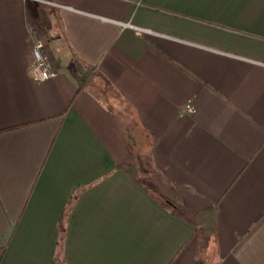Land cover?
Instances as JSON below:
<instances>
[{
	"label": "crops",
	"instance_id": "obj_1",
	"mask_svg": "<svg viewBox=\"0 0 264 264\" xmlns=\"http://www.w3.org/2000/svg\"><path fill=\"white\" fill-rule=\"evenodd\" d=\"M0 264H264V0H0Z\"/></svg>",
	"mask_w": 264,
	"mask_h": 264
},
{
	"label": "built area",
	"instance_id": "obj_2",
	"mask_svg": "<svg viewBox=\"0 0 264 264\" xmlns=\"http://www.w3.org/2000/svg\"><path fill=\"white\" fill-rule=\"evenodd\" d=\"M30 31L35 38L33 50L34 59L30 66V74L35 81L49 80L56 75L54 61L49 52L45 51L44 43L38 38L34 25H30ZM186 109L193 111L192 105L188 104Z\"/></svg>",
	"mask_w": 264,
	"mask_h": 264
}]
</instances>
